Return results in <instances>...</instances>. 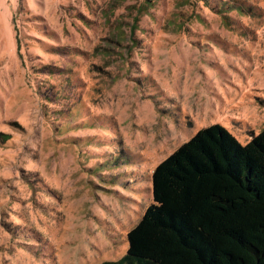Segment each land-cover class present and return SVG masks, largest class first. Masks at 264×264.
<instances>
[{
    "label": "rangeland",
    "instance_id": "rangeland-1",
    "mask_svg": "<svg viewBox=\"0 0 264 264\" xmlns=\"http://www.w3.org/2000/svg\"><path fill=\"white\" fill-rule=\"evenodd\" d=\"M216 124L264 128V0H0V264L119 260Z\"/></svg>",
    "mask_w": 264,
    "mask_h": 264
},
{
    "label": "trees",
    "instance_id": "trees-1",
    "mask_svg": "<svg viewBox=\"0 0 264 264\" xmlns=\"http://www.w3.org/2000/svg\"><path fill=\"white\" fill-rule=\"evenodd\" d=\"M127 253L101 264H264V128L243 145L218 124L152 172Z\"/></svg>",
    "mask_w": 264,
    "mask_h": 264
}]
</instances>
